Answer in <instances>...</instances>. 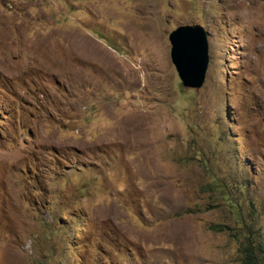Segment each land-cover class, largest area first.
<instances>
[{
	"label": "rangeland",
	"instance_id": "1",
	"mask_svg": "<svg viewBox=\"0 0 264 264\" xmlns=\"http://www.w3.org/2000/svg\"><path fill=\"white\" fill-rule=\"evenodd\" d=\"M214 178L264 236L263 1L0 0V264H241Z\"/></svg>",
	"mask_w": 264,
	"mask_h": 264
},
{
	"label": "water",
	"instance_id": "2",
	"mask_svg": "<svg viewBox=\"0 0 264 264\" xmlns=\"http://www.w3.org/2000/svg\"><path fill=\"white\" fill-rule=\"evenodd\" d=\"M168 41L170 60L181 85L187 89H200L209 63L207 32L200 25H184L173 30Z\"/></svg>",
	"mask_w": 264,
	"mask_h": 264
},
{
	"label": "trees",
	"instance_id": "3",
	"mask_svg": "<svg viewBox=\"0 0 264 264\" xmlns=\"http://www.w3.org/2000/svg\"><path fill=\"white\" fill-rule=\"evenodd\" d=\"M210 187H215L220 197L228 203L231 212L237 217V225L241 228V232H237L235 240L238 243V252L241 255V264H264V236L259 228H256L255 224L250 223L251 213L249 218H243L244 214L241 210L237 198L231 196L228 185L222 181H217L214 178ZM250 209H255V204L252 200H249ZM222 227L210 226V230L221 231Z\"/></svg>",
	"mask_w": 264,
	"mask_h": 264
}]
</instances>
